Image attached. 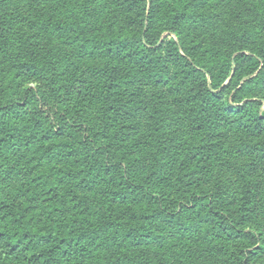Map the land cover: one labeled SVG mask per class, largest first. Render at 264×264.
Wrapping results in <instances>:
<instances>
[{"label":"trees","instance_id":"obj_1","mask_svg":"<svg viewBox=\"0 0 264 264\" xmlns=\"http://www.w3.org/2000/svg\"><path fill=\"white\" fill-rule=\"evenodd\" d=\"M11 1L0 0V264H208L206 251L161 247L186 225L215 242L220 264H255L240 238L251 232L241 227L248 191L217 200L190 181L215 140L170 149L161 132L135 129L128 109L133 87L154 83L169 96L184 89L202 123L226 89L255 98L250 130L264 136V0H247L258 35L231 31L226 43L198 39L217 0H31L22 13L25 0ZM153 19L164 29L151 30ZM259 164L244 168L248 179Z\"/></svg>","mask_w":264,"mask_h":264},{"label":"rangeland","instance_id":"obj_2","mask_svg":"<svg viewBox=\"0 0 264 264\" xmlns=\"http://www.w3.org/2000/svg\"><path fill=\"white\" fill-rule=\"evenodd\" d=\"M60 1L63 0H50V2H45V5ZM30 3H32L31 0H25L20 5L19 12L27 10ZM250 10L251 4L247 0H236L230 4L219 0L209 3L207 9L201 13L199 20L201 32L198 39L211 43L213 41L226 43L230 38L231 31L241 32L244 29L253 33L252 36L255 38L258 35L256 30L259 19ZM152 24L151 30L164 29L161 22L155 23V19ZM167 36L165 35L161 40L165 39L167 40L165 42H168L172 39L171 36ZM263 39L264 36L259 40ZM7 44L16 45L17 35L12 33ZM206 46L229 47L231 45ZM62 52L69 53L70 51L64 47ZM158 52L160 55H166L165 50ZM180 54H183L181 50ZM82 68L90 73L98 72L92 64H85ZM206 80L207 83L210 82L208 76ZM228 81L222 83L214 92H220L229 84ZM131 88L129 87V89ZM167 91L170 92L166 86L161 87L154 83L136 84L131 91V98L136 103L128 109L131 112V125H133L132 122H137L135 129L138 128V131L143 135L161 132L160 138L164 145L177 151L184 147H187L188 151L191 150L202 142V138L215 140L212 145L216 152L215 157L202 172L193 174L190 181L193 187L199 185L211 191L217 200L238 201L248 191L247 197L250 199V203L245 212L248 218L241 227L245 229V232L248 230L251 232L245 237H240L245 243L243 248L246 251L244 255H241L252 256V261L255 264H264V161L261 158L264 151L262 150L264 149V136L257 140L255 133L250 130L249 118L250 115L257 112V106H248L247 103L255 98H236L232 95L234 91L228 94L227 90L223 89V92L218 93L219 97L216 98V101L211 102L214 109L210 115L205 117L202 123H197L194 119L189 118L192 106L187 103L184 89H174L170 96ZM157 127H162L159 132L155 131ZM256 159H259V169L248 179L245 176V167ZM166 165L167 163L164 165V170H167ZM250 184L253 190H250ZM235 210L239 211L238 208ZM193 218L194 216L188 217L190 221ZM186 227V229H182L179 226H173L172 232L168 233L167 243L163 241L161 247L165 248L173 244L180 247L177 249L187 252V249L192 247L200 255L206 251L205 260L208 261V264H220V259L223 256L215 242L210 237L205 238L203 229L198 230L189 225ZM151 250L160 249L153 247Z\"/></svg>","mask_w":264,"mask_h":264}]
</instances>
